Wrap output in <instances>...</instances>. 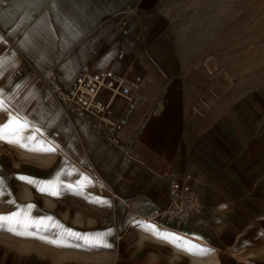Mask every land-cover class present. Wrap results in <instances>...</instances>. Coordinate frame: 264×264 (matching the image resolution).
Instances as JSON below:
<instances>
[{"label":"crops","instance_id":"0c3cea01","mask_svg":"<svg viewBox=\"0 0 264 264\" xmlns=\"http://www.w3.org/2000/svg\"><path fill=\"white\" fill-rule=\"evenodd\" d=\"M177 1L6 0L0 5L3 108L19 122L26 120L37 125L39 133H32L29 127L22 134L35 136L34 149L39 146L42 161L47 162L45 155H52L60 168L67 171L68 167L72 172L62 176L54 174L61 169L53 174L41 170L28 187L32 194L46 193L59 204L71 199L88 201L90 211L81 212L75 223H67L51 212L45 218L52 219L46 221L56 231L71 230L89 236L93 243L110 245L60 248L48 243L34 249L27 246L25 251L14 249V264H142L145 251L161 249L170 237L180 239L178 235L165 234L153 223L149 224L154 227L139 226L168 206L170 181L185 174H190L197 186L203 213L190 226L173 229V233L178 231L192 238L200 230L209 232L211 226L205 246L217 234L223 215L218 211L221 201L213 179L226 169L227 154L233 159L237 157L239 143L221 132L212 136L203 130L196 135L189 120L184 126L181 124V106L176 97L183 85L182 77L188 73L178 66L162 32L167 23V7ZM123 20L128 21L125 35L119 31ZM87 61L95 69L143 79L137 110L121 134L120 145L93 128V116L80 118L66 110L40 82L41 73L54 70L61 84L69 87ZM164 92V98L158 99ZM109 96L110 92L104 89L99 98L107 102ZM123 104L122 98L116 99V115ZM50 125L58 126L53 130L59 132L58 137L45 135ZM42 145L53 147L54 151L47 152ZM172 172L183 175L175 177ZM84 175L94 178L96 183L85 180ZM46 185L52 187L44 192L38 190ZM53 190H58V195L48 194ZM21 202L14 193L16 212L27 215ZM253 232L254 229H248V234ZM95 233L104 235L97 240ZM59 242L83 244L82 240L68 237Z\"/></svg>","mask_w":264,"mask_h":264},{"label":"rangeland","instance_id":"374dc122","mask_svg":"<svg viewBox=\"0 0 264 264\" xmlns=\"http://www.w3.org/2000/svg\"><path fill=\"white\" fill-rule=\"evenodd\" d=\"M162 32L178 66L188 73L182 77L183 85L176 97L181 106L182 126L189 120L196 135L203 130L212 136L221 132L237 141L239 149L234 159L226 152V169L213 179L221 201L218 211L223 216L209 244L205 246L208 242L205 236L211 234V226L209 232L200 230L191 238L159 227L154 214L150 221L143 219L145 223L139 227H154L149 224L153 223L165 234L180 238L170 237L169 243L190 251L174 249L168 243L159 250L145 251L146 260L141 263L264 264V0H178L167 7V23ZM165 95L166 92L157 98L161 100ZM139 99L142 101L141 93ZM10 116L14 118L6 107L0 108V126L8 124ZM29 125L32 133H39L34 131L39 129L37 125ZM54 126L58 127L50 125L47 137L51 138ZM28 147L34 148L35 142ZM38 149L39 146L28 151L18 144L0 141V178H4L0 215L16 212L15 193L27 215L33 218H45L51 212L54 217L65 218L67 223L77 222L75 219L81 212L90 211L88 201L71 199L59 204L46 193L32 194L30 183L16 178L23 175L33 180L41 170L53 174L61 169L62 172L54 174H72L70 168L67 171L60 168L52 155H45L51 159L42 161L44 156ZM84 179L94 183V178L88 175ZM101 185H105L104 180ZM28 205L34 207L27 209ZM45 224L49 225L46 219ZM248 229L254 232L248 234ZM35 235L44 239L0 231V264H14L17 252L14 249L25 251L27 246L34 249L36 245L48 244L45 239H51L43 229ZM201 248L211 251L202 252Z\"/></svg>","mask_w":264,"mask_h":264},{"label":"built area","instance_id":"2783aa9c","mask_svg":"<svg viewBox=\"0 0 264 264\" xmlns=\"http://www.w3.org/2000/svg\"><path fill=\"white\" fill-rule=\"evenodd\" d=\"M119 31L128 33V21L120 23ZM123 53L119 54L122 57ZM21 75V71H17ZM40 82L53 94L55 100L80 118L93 116L95 130L109 137L115 145L122 144V132L128 126L138 107V91L143 83L141 76L127 78L111 70L93 68L90 61L79 69L69 87L61 84L57 73L49 70L39 75ZM105 88L110 92L107 102L99 98V91ZM124 100L118 115L115 114V101ZM96 183L95 180H93ZM169 204L157 212L155 220L169 229H181L203 213L201 198L190 174L174 178L169 184Z\"/></svg>","mask_w":264,"mask_h":264},{"label":"snow or ice","instance_id":"6c2138e0","mask_svg":"<svg viewBox=\"0 0 264 264\" xmlns=\"http://www.w3.org/2000/svg\"><path fill=\"white\" fill-rule=\"evenodd\" d=\"M6 0H0V5L4 4ZM4 66V61L0 60V72H2ZM4 97L5 93L3 89H0V108H3L4 106ZM31 127L29 123L25 120L23 123L19 122L13 117H9V123L0 126V141H4L6 143L10 144H18L20 147L25 148V150L28 151H35L34 148H29L28 144L35 140V136H28L23 137L22 133L28 128ZM34 131H39V129H34ZM38 142V141H37ZM43 150L47 152H53L54 148L49 147L47 145H42ZM20 181L27 182V183H33L31 179H28L27 177L23 175H17L16 177ZM52 185H46L45 187L39 188L38 190L41 192L45 191V188H51ZM65 187H70L68 185H65ZM4 190V178H0V192H3ZM48 194L50 195H58V190L50 191ZM27 209H31L34 206L28 205L26 206ZM46 220H51V217L47 218H32L27 215H24L21 211H17L15 213H11L8 215H0V231H6L10 234L16 235V236H24L27 238H40L44 239L43 237L35 235V233L40 232L41 229H43L45 232H47L51 239H45L44 242L52 244L53 246L64 248V247H88V248H99V247H110V245L106 243H93L91 242V238L85 234H78L71 230H65L63 233L56 231L51 227V225L45 224ZM59 225H57V228ZM32 230H35L33 232ZM110 231V230H109ZM104 234L103 233H95L94 236L97 240H100ZM65 237L68 238H74L76 240H82L83 244H76L72 245L70 243H60L59 241L64 239ZM187 251H190L189 249H184ZM202 252H210V249H203L201 248ZM190 254H195L191 253Z\"/></svg>","mask_w":264,"mask_h":264},{"label":"bare ground","instance_id":"6f19581e","mask_svg":"<svg viewBox=\"0 0 264 264\" xmlns=\"http://www.w3.org/2000/svg\"><path fill=\"white\" fill-rule=\"evenodd\" d=\"M167 69H168V68H167ZM169 70H170V69H169ZM104 89H105V88H101V89H100V91H99V95H100V93H101ZM75 119H76V118H75ZM52 136H53V137H58V136H59V132H58L57 130H56V131H53ZM63 154H64V153H63ZM172 173H173V175H176L175 172H172ZM181 176H182V175H181ZM156 214H157V213H156ZM156 214H155V216H156ZM191 222H192V221L189 222V224H188L189 226L191 225ZM156 223H157V225H158L159 227H162L164 230L172 231V229H169V228H166V227L160 226V224L158 223V221H156ZM200 224L203 225V221H201ZM188 225H187V226H188ZM201 227H202V226H201ZM173 246H174L175 249L184 250L183 248L177 246L176 243H173ZM184 251H185V250H184Z\"/></svg>","mask_w":264,"mask_h":264}]
</instances>
